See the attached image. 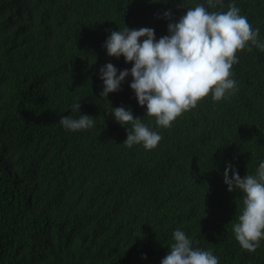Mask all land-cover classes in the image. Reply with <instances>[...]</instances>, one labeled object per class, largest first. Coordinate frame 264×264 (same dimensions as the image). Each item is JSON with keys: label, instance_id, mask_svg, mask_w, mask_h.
<instances>
[{"label": "trees", "instance_id": "trees-1", "mask_svg": "<svg viewBox=\"0 0 264 264\" xmlns=\"http://www.w3.org/2000/svg\"><path fill=\"white\" fill-rule=\"evenodd\" d=\"M197 4L207 7L0 0V264H161L177 229L219 264H264V239L249 254L235 238L243 193L229 192L223 178L228 163L243 178L264 161V52L249 42L230 70L236 90L215 102L210 92L170 128L144 116L131 75L100 97V67H132L107 55L111 31L149 27L158 40L168 35L165 11L177 21ZM229 4L264 41V0H224L223 9L208 10ZM74 101L80 113L71 112ZM119 106L161 135L155 149L122 143L127 129L108 113ZM80 114L93 116L91 129L59 123Z\"/></svg>", "mask_w": 264, "mask_h": 264}, {"label": "clouds", "instance_id": "clouds-1", "mask_svg": "<svg viewBox=\"0 0 264 264\" xmlns=\"http://www.w3.org/2000/svg\"><path fill=\"white\" fill-rule=\"evenodd\" d=\"M206 3L207 7L197 4L187 8L177 21H173L171 10L165 11L168 35L158 40L154 29L149 27L125 26L111 31L103 44L107 55L123 56L132 67L118 70L112 63L100 67L103 82L100 97L107 98L109 93L120 91L122 82L131 75L129 87L138 104L146 106L144 116L155 117L157 126L170 128L178 116L194 109L210 92L214 102L232 94L236 82L229 77L233 64L238 62L236 53L249 42L264 52V41L259 39V29L240 15L235 4H229L225 12L208 10L223 9L224 0H206ZM142 37L145 39L141 40ZM78 101L70 106L71 112L80 113ZM111 109L108 113L127 129V138L122 142L126 147L136 144H142L145 150L157 147L161 135L150 130L140 117H134L131 108ZM59 123L65 130L76 132L91 129L95 121L91 115L80 114L78 118L62 116ZM223 178L229 192L243 193V208L232 230L242 249L254 253L264 239V161L259 163L255 175L247 174L243 178L228 163ZM173 240L161 264H219L211 250L193 247L192 239L182 230L173 232Z\"/></svg>", "mask_w": 264, "mask_h": 264}]
</instances>
